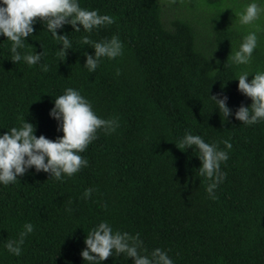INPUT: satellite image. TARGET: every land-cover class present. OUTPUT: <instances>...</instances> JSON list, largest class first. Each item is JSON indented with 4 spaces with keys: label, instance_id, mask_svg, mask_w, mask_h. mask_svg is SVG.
Masks as SVG:
<instances>
[{
    "label": "trees",
    "instance_id": "1",
    "mask_svg": "<svg viewBox=\"0 0 264 264\" xmlns=\"http://www.w3.org/2000/svg\"><path fill=\"white\" fill-rule=\"evenodd\" d=\"M237 0H0V264H264V53ZM240 18V21H236Z\"/></svg>",
    "mask_w": 264,
    "mask_h": 264
},
{
    "label": "rangeland",
    "instance_id": "2",
    "mask_svg": "<svg viewBox=\"0 0 264 264\" xmlns=\"http://www.w3.org/2000/svg\"><path fill=\"white\" fill-rule=\"evenodd\" d=\"M200 0H160L162 8V22L169 28L170 22L176 18H186L193 22L198 33L197 40L201 44L213 41L212 29L214 20L213 13L199 7ZM242 4L243 18L241 23L246 27L259 24L264 32V0H237ZM236 21H240L238 18ZM236 47L247 60H254L258 53H264L261 45L250 41L248 37H237ZM264 73V71H263Z\"/></svg>",
    "mask_w": 264,
    "mask_h": 264
}]
</instances>
